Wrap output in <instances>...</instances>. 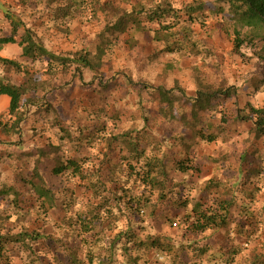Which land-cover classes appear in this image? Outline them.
Returning <instances> with one entry per match:
<instances>
[{"label": "clouds", "instance_id": "1", "mask_svg": "<svg viewBox=\"0 0 264 264\" xmlns=\"http://www.w3.org/2000/svg\"><path fill=\"white\" fill-rule=\"evenodd\" d=\"M201 2L210 9L222 8L223 12L217 15H212L210 11L207 15L196 13L195 23H190L187 9L197 7ZM108 3L116 9L115 12L112 8H104ZM234 4L239 7L237 0H27L22 12L19 0H0V20H3V31H0V49L3 52L0 55L19 64L21 69L17 71L0 59V85L22 89L15 112L9 110L13 99L11 95H5L3 107H0V123L6 124L9 129L7 135L0 136V153L4 154L0 164L3 175L0 188L4 184L16 187L14 178L34 172L38 162H41L40 150H48L49 145H54L62 151L50 152L51 158L59 157L64 165L73 158L82 161L91 154L88 163L83 164L87 178L72 179L71 183L65 181V188L83 184L92 192L98 190L99 200L108 199L103 210L98 211L96 204L99 200L87 196L76 200L70 193H54L57 205L63 200L74 207H66L62 214L58 213L63 220L53 231L50 228L51 217H41V212L51 208V204L42 201L46 208L41 209L38 204L37 210L29 215L23 205L20 209L14 206L12 202L17 196L10 191L0 200V264H48L49 260L55 264L54 255L46 245L50 235L56 238L59 251L73 241H83L84 250L94 253L93 264H132L137 257L140 258L138 264H178L177 257L183 243L179 238L182 229L169 231L165 227L163 232H158L155 226L169 223V213L165 209L170 201L177 199L181 188L165 184L164 189H153L151 185L139 183L136 175L129 176L128 165H134L142 179L149 171L147 165L151 163L156 166L154 174L157 179L163 181L164 177L158 174L159 163L165 162L170 179L175 177L176 183L183 185L184 198H193L187 209L181 210V219L175 222L183 224V228L197 222L198 217L192 214V209L206 187L204 180L190 182L189 178L194 181L197 173L177 172L173 167L174 161L166 158L175 154L176 159H184L187 155L180 138L188 136L191 139L192 128L188 124L192 120L193 105L207 85L213 89L224 86L225 93L229 91L226 85L236 87L232 89L235 94L230 98L223 96L226 104H221L219 108L213 106L208 113L201 114L204 118L198 127L204 130L205 136L212 134L216 140L208 144L199 135L195 137L193 164L199 158L205 171L212 173L208 179L216 177L217 182L223 180V184L203 203L200 211L209 217L224 215L219 207L223 199L232 201L234 208L229 212L227 227L209 225L199 242L192 241L193 248L188 255L192 257L191 264H227L231 257L220 250V243L203 261L198 256V249L207 243L204 237L215 241L217 235L227 239L230 233V244L242 247L241 255L237 257L242 264H252L255 256H264V192L255 193L254 200L249 196L257 185L264 189V171L245 186L242 179L247 169L240 170V157L249 149L254 138L250 128L260 119V115L253 113L247 105L264 110V83H253L254 77L264 81V75L257 71L258 68L264 71V21L237 18L238 14L232 11ZM69 7L70 14L66 18L56 19L57 9ZM158 8L169 9V15L149 23L147 18ZM4 13H16L14 19L23 21L17 35L13 36L12 21L4 20ZM125 16L135 18L139 24H129L123 35L105 31L106 27L115 26ZM206 20L209 27H201ZM164 25L171 27L164 31ZM29 29L31 39H22ZM69 29L72 31L69 32ZM146 32L151 40L146 48H142L146 44ZM237 32L242 44L239 51H233ZM41 41L47 55L38 51ZM192 44L196 47L192 48ZM32 45L36 46L33 54L25 55ZM170 46L174 48L169 57L171 67L152 59L151 49L161 50ZM87 53H90L87 56L92 65L90 67L77 62L80 56ZM197 55L201 61L198 64L195 62ZM50 56L65 59L68 63L52 61ZM189 56L193 57L192 62H189ZM46 63L50 64V68L45 66ZM76 69L81 70L83 78ZM102 79L105 85L111 87L100 89ZM114 88L118 90L113 91ZM161 88L175 101L174 106H163L167 108L163 113L159 103ZM73 89L78 94H74ZM49 104L52 105L51 115L44 111ZM149 109L153 112L150 113ZM185 114L187 122L182 120ZM238 115L247 117V122L237 120ZM221 117H225L227 123H221ZM17 121H20L19 126H16ZM105 125L107 131L103 132L101 130ZM97 131H100L99 136L95 135ZM124 133L129 134L127 139L121 138ZM109 137L121 139L113 144L119 155L111 161L114 170L111 179L107 180L97 171L101 164L96 153L111 143ZM21 139L24 146L18 148L16 142ZM129 144L146 148L147 155L134 159L135 153L130 150ZM22 152H30L31 155L22 156ZM8 154H11V159H8ZM256 160L258 167L264 170V147L260 148ZM101 183L106 185L107 191L100 186ZM93 184L96 189H92ZM113 184L128 189L127 195L123 191L113 193ZM145 188L147 192H143ZM162 191L168 195L163 202L157 199ZM32 194L29 190L23 196ZM115 197L121 199L117 201ZM132 198L138 203L129 207L127 202ZM146 200L151 202L145 203ZM154 207L161 213L155 218L150 215ZM136 208H139L138 214L152 225L147 231H141L140 225L133 221ZM186 215H190L191 219L185 223L183 218ZM80 218L88 222L91 231L82 232ZM35 219H47L48 224H42L39 228L41 238L33 241L30 237ZM45 228H49L47 233ZM130 230L137 234V239L126 243L125 234ZM254 232L256 235L252 236L251 242L245 243ZM21 233L28 235L20 243L7 239ZM115 233L121 234L118 243ZM157 238L164 247H149L150 239ZM139 242H144L145 247L133 249L132 245ZM125 247L127 252L123 251Z\"/></svg>", "mask_w": 264, "mask_h": 264}, {"label": "trees", "instance_id": "2", "mask_svg": "<svg viewBox=\"0 0 264 264\" xmlns=\"http://www.w3.org/2000/svg\"><path fill=\"white\" fill-rule=\"evenodd\" d=\"M229 2H231V0H229ZM237 3L239 4V7L234 4L233 5V9L232 11L237 15V18L242 19V20H248V19H260L262 21H264V0H237ZM109 3L106 4L104 6V8H108ZM71 7V6H70ZM70 7L69 8H64V9H57L55 16L56 19H64L66 18L69 14H70ZM243 8V12H241V9ZM109 9V8H108ZM143 11V9H141V12ZM211 12L212 15H217L223 12L222 8H216V9H210L207 5H205L203 2L199 3L197 5V7H189L187 9L186 14L188 15V21L190 23H195V14L196 13H201L204 15H207L208 12ZM169 15V9L165 8V9H157L155 12H153L147 19L149 21V23H152L156 20L162 19L164 16ZM14 17H17L16 15L13 14H9V13H4V18L5 20L8 21H12V30H13V36L18 34L19 28L23 25V21L20 19H14ZM129 24H139V21L136 20L133 17L130 16H125V17H121V19L116 23L115 26H109L106 27L105 31L108 32H119L121 35H123L125 32H127L128 30V25ZM171 27V25H164V31H168V29ZM217 27H223L222 25H217ZM31 32V30L29 29L28 32L25 34L24 37H22V39H26V40H30L31 36L29 35V33ZM34 35V33H33ZM236 37L237 39L233 42L235 47H234V51H239V48L242 44V41L239 39L240 37V33L237 32L236 33ZM145 39H147L148 41L151 40L150 36L148 35V33H145ZM185 39H187V34H185ZM35 45H32V47H30L29 49H27L25 51V55L31 56L33 54V51L35 49ZM196 45L192 44V48H195ZM3 49H0V52ZM38 51L40 52L41 55H47V49L43 47V43L41 42V47L38 49ZM101 52H103V49H101ZM174 52V48L173 47H168L166 49H161L160 52H156L154 53V56H158L161 55V53H166L169 55H172ZM90 55V53H87L83 56H80L78 61L79 63L83 64L85 67H90L91 62L87 59V56ZM198 56V55H197ZM0 59L5 60V62L11 64L13 67H15L17 69V71L21 70L20 69V65L15 63L14 61L11 60H7L6 58L0 57ZM50 60L52 61H59L63 64H67L68 61L59 57H55V56H50L49 57ZM46 67L50 68V64L46 63L45 65ZM76 70H80V69H76ZM261 71V70H260ZM261 75H264V71H261ZM259 83H264V81H259ZM147 89V87H146ZM229 91L227 93H225V90L221 89L219 91L216 92H211V91H201L199 93V100L196 102V104L193 105V110L191 112V116H192V120L191 122L188 124L189 127L192 128V137L193 140L184 137L181 138V144L182 146L186 149L189 148L191 145V150L194 148L193 146V142L195 141V137L197 135L200 136V138L202 140H206L208 144L214 143L216 140V137L212 134H209L207 136H205L204 134V130L199 128L198 125L202 122L201 120V114L203 113L202 111L205 112H209L210 110L213 109V106H215V108H218L219 105L223 104L224 101H226V99H223V96L226 95L227 97H231L232 95H234L235 93L232 91V89H234V87H228ZM22 89H15L14 86L9 85V86H3L0 85V97L5 96V95H11L13 97L12 101L10 102V112H15L16 107L18 106V101H19V97L21 94ZM170 91V90H169ZM159 103L162 106L160 108V112L163 113L165 111H167V108L163 107L165 105L167 106H174L175 105V101L172 97H170L164 90V88L159 89ZM251 111L253 113H258L260 115V119L257 120L255 122V126L251 127L250 130L254 133L255 138H264V110L261 109H257L253 106L247 105ZM47 112H51V109H46ZM239 112V110H237ZM237 120L242 121V122H247L248 118L244 117L242 115H238L236 117ZM182 120H185L187 122V115H185L184 117H182ZM221 123H227V119L225 117H221L220 118ZM20 124V121H17V125L18 126ZM0 128L2 130L8 129V126L6 124H2L0 123ZM103 132L107 131V127H103L102 130ZM95 135L99 136L100 135V131H97L95 133ZM128 133H124V136L121 137L123 139H127L128 137ZM118 137H109L108 139L111 141V143H108L105 145V149H98V150H102V159L104 160V164L108 165V169L106 170V172L104 173V179L110 180L113 174V166L111 164L112 161V156L110 154H115L116 156L119 155V153L116 151V148L113 147V144L116 143V141L118 139H121ZM89 139L91 140V136L89 137ZM189 139V140H187ZM183 142V143H182ZM129 148L130 150H132L135 153V156L133 157L134 159H141L143 158L144 155H147V149H141L139 144H129ZM60 148H57L56 146H49V149L47 150L48 152H44V151H40V156L41 159L42 157H47V160H52L50 152H59ZM187 150V155L184 157V159H180L177 160L176 162H174L173 167L174 170L180 173H188L190 171H195L197 174L200 173V170L193 164V160L190 159L189 157V152L188 149ZM127 159V158H124ZM167 159V158H166ZM54 160V166L51 169V173L55 176H60V175H64L67 174L71 177H77L81 180L86 179L87 177L84 175V172L86 171L83 168V164L86 163L87 158H85L84 160H79L78 158H73L71 160H69L67 165H64L61 163V160L59 157H56ZM242 162L246 165H248V169H247V173L245 175V177L242 179V182L244 183L245 186H247L248 184H250L252 182V179L254 177H258L261 173V171H264L262 169H260L258 167L257 164V160L255 155H249V156H242L241 157V164ZM147 167L149 168V171L144 175V177L142 179H140L139 174L136 173L135 171V166L129 164L128 165V172H129V176L132 175H136L139 183L145 184V185H151L153 189L159 187L161 189L165 188V184H169V185H174L176 187H180L183 188V185L177 184L176 181H174L172 178L170 179L169 177V172L166 166L165 162H160L159 163V175L164 177L163 181H160L159 179H157V176L154 174L156 173V166L153 164H148ZM98 172H100L101 174V170L97 169ZM102 175V174H101ZM103 178V177H102ZM128 181H125V183H127ZM221 181L217 182V183H208V185L206 186L207 189H205L203 194H207L208 193V197L210 198L211 196H209L210 194H212V192H216L221 188V185L223 184ZM21 183L23 185L24 188H26L28 191L31 190L32 191V196L34 201L32 202L31 200L27 199L26 197L23 196V193L17 189V187H10V186H6L3 185L2 188H0V200H3L10 191H14L17 199L15 201H13L12 203L14 204V206L18 209L21 208V205H23V209H27L28 210V214L32 215V213L34 211L37 210V205L39 204V207L41 209H45L46 208V204L42 203V201H46L47 203L51 204L52 207L48 208L46 211L41 212V217H49L51 216L50 213L56 209L57 204L55 203V196H54V191L47 185V183L44 181L39 169L37 168L34 172L28 174L25 178L21 179ZM83 185V184H82ZM30 186V188H29ZM84 189L85 191L88 193L89 198L93 199V200H99L100 197V192L97 190L95 192H92L91 189H88L85 185ZM102 188H104L105 191H107V187L106 185H104L103 183H101L100 185ZM114 187V189H112L111 191L113 193L118 192V191H123L125 193V196L128 193V189L126 188H121L120 185L118 184H113L112 185ZM96 185L93 184L92 185V189H96ZM148 189L145 188L143 190V192H147ZM142 192V195H143ZM259 189L257 187H255V191L254 193H249V196L254 200L255 198V193H258ZM153 195H155V191H153ZM115 199L117 201H119L121 199V197H115ZM157 199L161 202L165 201L168 199V195L165 194V192H161V194L157 197ZM193 198H188L185 199L184 201H182L181 199H176L175 201H172L171 204L176 207L178 210H186L187 206L189 203L192 202ZM150 200H146L145 203H150ZM206 202V199L203 198V196L197 198V203L195 205V207L192 209V214L196 215L198 217L197 222L194 224L189 225V227H187L186 229L191 232L192 234H202L204 232L208 231V226L209 225H217L218 227H227L228 225V221L230 219L229 216V212L234 208V204L232 201L227 200V199H223L220 200L219 202V207H220V211L222 213H224V215H214V216H207L206 213H203L200 211V209L203 207V203ZM108 203V199L105 198L103 200H99V202L96 204V209L99 210H103V208L107 205ZM138 203V201H136L135 198L129 199L127 204L129 207H133L134 205H136ZM21 209V210H23ZM135 212V213H134ZM139 208H136L135 211H133L134 215H139ZM97 217H94V219H96ZM10 219V217L8 218ZM181 219V218H180ZM184 222L186 223L188 220L191 219L190 215H186L184 218ZM43 221H46L47 219H42ZM19 221H17L18 223ZM80 223H81V230L82 232H89L91 231L88 222L84 221L82 218H80ZM171 225L174 227H177L176 222L171 221ZM27 233H21L18 234L16 236H9L7 239L9 241H13L15 243H20L23 239H25V237L27 236ZM120 233H116L115 234V240L116 243L119 242V238H120ZM126 236V243L132 240L137 239V234L133 231H129L128 233L125 234ZM33 241L39 240L41 238V233L39 230H32V235L30 237ZM48 239V238H47ZM46 239V240H47ZM82 243H84L82 241ZM116 244H113V247H115ZM151 248H161L164 247V245L162 244L161 240L159 238L157 239H150V243L148 245ZM145 247L144 242H139L137 244H133L132 248L133 249H139V248H143ZM193 248V244L189 245L188 249L191 250ZM2 250V249H0ZM67 258L69 260L68 264H93V260L95 258L94 253H91V251H88L85 256L83 257V259H79L78 256L76 254H74L75 250L69 247H65L64 248ZM241 248L240 247H235L234 249H231L230 252L227 254V256L231 257V259L227 262V263H231L233 261V259L235 258V256H237L240 253ZM124 252H127L128 249L127 247H125L123 249ZM206 250L205 249H198V254L200 253L205 254ZM179 256L180 253L178 254L177 260H178V264H185L182 261L179 260ZM139 257L135 258L132 261V264H138L139 262ZM252 264H264V256H257L253 261Z\"/></svg>", "mask_w": 264, "mask_h": 264}, {"label": "rangeland", "instance_id": "3", "mask_svg": "<svg viewBox=\"0 0 264 264\" xmlns=\"http://www.w3.org/2000/svg\"><path fill=\"white\" fill-rule=\"evenodd\" d=\"M19 3H20V6H22V12H23V6L27 5V0H19ZM109 5L110 6H108V8H112V4L109 3ZM108 8H105V9H108ZM112 11L115 12L116 9L112 8ZM11 14L17 16L16 13H11ZM4 20H5V18H4ZM201 27H209V24H208L207 20L204 22V24L201 25ZM0 31H3V20H0ZM68 31L71 32L72 29H69ZM145 40H146V44L144 46H142V48H146L147 47L148 40L147 39H145ZM41 42L43 43V41H41ZM128 42H130V41H126V43H128ZM151 51H152V59L153 60H160L161 62H165L168 67L172 66L171 65V61L169 60V57L171 55H169V54L158 55L156 57V56H154V53H156L157 51L160 52V50L151 49ZM2 52H3V50L0 53H2ZM241 55H242V53H241ZM0 57H3V56L0 55ZM3 58H5V57H3ZM188 59H189V62H192L193 57L189 56ZM225 59H227L226 56H225ZM195 62L197 64L201 63V61L199 59V56L195 57ZM114 67L115 66L113 64V69H114ZM75 71L79 72L80 75H81V78H83V73L81 72V70H75ZM257 71L260 72V74H261V71H260L259 68L257 69ZM257 82H259V78L258 77H254L253 78V83H257ZM176 83L178 84L179 81H177ZM223 83H224V85H226V82H223ZM226 86H227V88L228 87L229 88L230 87H234V88L236 87L235 85H226ZM99 87H100V89H106L108 87H111V85H105L104 82H103V79H102L101 80V84H100ZM146 87H147V85H145V89L144 90H146ZM221 89L224 90V86H222V87H220L218 89H213V87L211 85H207L205 87V90H202V91L216 92V91H219ZM117 90L118 89H115V88L113 89V91H117ZM181 91H183V89H181ZM73 93L74 94H78L75 89H73ZM226 103H227V100L223 102V104H226ZM3 104H4V97H0V107H3ZM249 105L252 106L251 104H249ZM220 106L221 105H219V107ZM46 109H52V105L49 104L44 109L46 114L51 115V112H47ZM149 112L151 113V112H153V110L149 109ZM202 112L204 114L208 113V111L207 112L202 111ZM185 115H187V114H185ZM203 118L204 117H202V115H201V120H203ZM147 124H148V119L146 117L145 118V125L147 126ZM105 127H107V126L105 125ZM7 134H8V130L7 129L2 130L0 128V136H5ZM33 134L35 135V131L34 130H33ZM189 135L192 137V132ZM184 137L188 138V136H182L181 138H184ZM187 140H189V139H187ZM191 140H193V138H191ZM221 143H223V142H221ZM23 146H24L23 139H21L20 141L16 142V147L22 148ZM49 146H54V145H49ZM49 146H48V149H49ZM181 146H182V144H181ZM261 147H264V138L260 139V138H255V136H254L251 146L249 147V149H247L244 152V154L242 156L244 157V156H249V155H255V157H256V155L260 151ZM182 148L184 149V151L186 153H187L186 149H188L189 157H190L191 160H193V153L195 152V149L193 148L191 150V145H190L189 148L185 149L183 146H182ZM40 151H44L46 153L48 152L47 150H44V149H42ZM60 151H62V150L60 149L59 152ZM236 151L237 152L240 151L239 147H237ZM21 155L22 156H30L31 153L30 152H22ZM110 155L112 156V160L116 159V157L118 156V155L116 156L115 154H110ZM196 155L198 157L199 154L197 153ZM241 157H240V170L244 171V169H248V165L247 164L245 165L243 162L241 164ZM96 158L100 160L101 167L99 169L101 170V174H102L101 176L104 179V173L108 169V165L104 164V160L102 159V150H97ZM8 159H11V154H8ZM50 159H52V158H50ZM90 159H91V154L89 155V157H87L86 163H88V161ZM167 159L168 160H172L174 162H176L177 160H180V159H176V155L175 154H170L167 157ZM3 160H4V154L0 153V164L3 163ZM53 166H54V160L53 159L52 160H47L45 156L42 157L41 162H38V169H39L44 181L47 183V185L55 193L61 192V191L66 192V193H70L71 197L76 199V200H79L80 198L85 197V196H87L89 198V195L85 191L84 186L82 184H76L72 188H65V181H67L68 183H71V180L72 179H76L77 177H71V176H69L67 174L60 175V176H55V175H53L51 173V169H52ZM195 166L200 170V173L197 174V178L194 181H193V178H189L190 182L199 183L200 180H204V183H205L206 186L208 185V183H210V184L211 183H217V178L216 177H212V179H208V177L211 176L212 173H211V171H205L204 167L202 166V162L200 161L199 158L196 159ZM25 177L26 176L21 175V176H17V177L14 178L17 189H19L22 193L28 192V190L26 188H24L22 183H21V179H23ZM254 178H256V177H254ZM172 179L174 181H176L175 177H172ZM220 181L223 183V180H220ZM2 183H3V175H2V173H0V184H2ZM4 185L9 186L7 184H4ZM255 187H257L259 189L258 193L264 192V189H261L258 185L255 186ZM112 189H114L113 186H112ZM205 189H207V188L206 187L204 188V190L200 193L199 197L203 196V198H205L207 200L209 198L207 196L208 193L206 195L203 194ZM183 191H184V189L181 188V193L177 194V199H181L182 201L185 200V198L183 196ZM213 193L214 192H212V194ZM212 194H210L209 196H212ZM26 198L31 200L32 202L34 201L32 195H28V196H26ZM190 198L191 197H189V199ZM89 199H91V198H89ZM171 202L172 201L169 202L168 208L165 209V212L169 213V215L167 216V219H168L169 223L167 225L158 224L155 227H156V230L158 232H163L165 227H168L169 231H171L172 229H182V231L179 234V238L183 242L181 244V246H180L179 260L182 261L185 264H191L192 257L190 255H188V252H189L188 247H189V245L193 244L192 243L193 240H195L196 242H199V239H200V237H201V235L203 233L202 234H192L186 228H183V224H179V225H177V227L172 226L171 225V221L175 222L176 220L181 218V210H178L176 207H174L171 204ZM66 207H74V205L72 203H70V202H65V201L62 200V201L59 202V205H57L56 209L53 210L50 213V215H51L50 217L52 219V225H50V228L53 231L56 229L57 223L58 222H62V220H63V216L62 215H58V213L62 214ZM160 214H161L160 210L155 208V207L153 208L152 212L150 213L151 217H153V218H155L157 215H160ZM133 221L136 224L140 225V230L141 231H147L148 227L152 226V225H150L149 220L145 219L141 215H134L133 214ZM42 224L43 225H47L48 224V220L43 221L41 219H35L33 221V225H34L33 230H39V228L42 226ZM44 231H45V233H47L49 231V228H45ZM254 235H256L255 232L252 233V235L249 236L248 241H246L245 243L251 242L252 236H254ZM47 238L48 239L46 240V245L48 247L49 252L54 255L55 264H68L69 260L67 258L65 250L59 251L56 248V238L54 236H52V235L48 236ZM204 239L207 241V243L203 247H201V249H205L206 252H205V254H202V255L200 253L198 254V256L201 258V261H203V258L206 257L209 253H212L213 248L216 246L217 243H220V250L222 252H224L225 255H227L230 252L231 249H234L235 247H240L241 248L240 253L237 256H235V258L233 259V261L231 263H227V264H242V261L237 259V257H239L241 255L242 247L239 244H230V241L232 239L230 233H229L227 239L224 238V237H220L219 235H217V239L215 241L212 240L209 237H204ZM82 245H83L82 242L81 243H77L76 241H73L72 243L66 245L65 247H69V248L74 249L75 250L74 254H76L79 259H83V257L85 256V254L88 251H85ZM37 250H39V249H37ZM91 253H93V252H91ZM256 257L257 256H255L253 258V260ZM41 259H45V258L42 257ZM48 264H52V260H49Z\"/></svg>", "mask_w": 264, "mask_h": 264}, {"label": "crops", "instance_id": "4", "mask_svg": "<svg viewBox=\"0 0 264 264\" xmlns=\"http://www.w3.org/2000/svg\"><path fill=\"white\" fill-rule=\"evenodd\" d=\"M2 97H5V96H2Z\"/></svg>", "mask_w": 264, "mask_h": 264}]
</instances>
